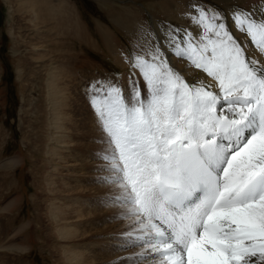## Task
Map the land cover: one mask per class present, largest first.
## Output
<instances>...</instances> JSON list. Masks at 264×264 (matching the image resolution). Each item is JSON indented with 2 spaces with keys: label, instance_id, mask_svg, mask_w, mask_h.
<instances>
[{
  "label": "snow or ice",
  "instance_id": "1",
  "mask_svg": "<svg viewBox=\"0 0 264 264\" xmlns=\"http://www.w3.org/2000/svg\"><path fill=\"white\" fill-rule=\"evenodd\" d=\"M190 7L191 27L134 56L127 90L86 85L108 145L96 182L117 187L101 203L130 221L117 250L141 249L118 264H264V2Z\"/></svg>",
  "mask_w": 264,
  "mask_h": 264
},
{
  "label": "rangeland",
  "instance_id": "2",
  "mask_svg": "<svg viewBox=\"0 0 264 264\" xmlns=\"http://www.w3.org/2000/svg\"><path fill=\"white\" fill-rule=\"evenodd\" d=\"M225 1L0 0V264H78L64 249L112 250L89 263L111 264L141 251L117 250L130 221L112 219L122 209L101 203L117 187L96 182L107 175L97 156L108 145L86 85L111 80L127 90L134 56L150 60L168 25L191 27L190 5H251ZM81 204L101 219L70 244L60 227L75 231ZM59 205L70 218H54Z\"/></svg>",
  "mask_w": 264,
  "mask_h": 264
},
{
  "label": "bare ground",
  "instance_id": "3",
  "mask_svg": "<svg viewBox=\"0 0 264 264\" xmlns=\"http://www.w3.org/2000/svg\"><path fill=\"white\" fill-rule=\"evenodd\" d=\"M225 1V0H224ZM230 1L232 3H234V0H226L225 2L227 3H230ZM240 3L242 2H245L247 4H251V5H254L256 3V0H238ZM262 2H264V0H262ZM231 4V3H230ZM237 35H240L239 33H237ZM163 38V37H161ZM243 39V37H242ZM256 55L257 57H259V52L257 51L256 52ZM169 60L171 62V64H173L180 72L181 74L184 75L185 78H187L188 80H194L198 77L202 78L204 76L203 73H201L199 70L189 66L188 62L186 60H180L179 58L175 57L174 55H172L171 53H169ZM207 82H211V81H207ZM214 83V82H212ZM74 100V99H73ZM72 101V100H71ZM77 101V99H76ZM73 103V102H72ZM75 105V104H74ZM64 111V110H63ZM66 112V111H65ZM94 116V115H93ZM89 117V116H88ZM84 120V119H83ZM86 123V122H85ZM88 125V124H87ZM90 125V124H89ZM97 127V126H95ZM51 139H53L51 137ZM79 179V178H78ZM78 201V200H77ZM91 201V200H90ZM98 203V202H97ZM89 207H91V204L88 205ZM87 206V208H88ZM94 206V205H92ZM95 207V206H94ZM68 208V207H67ZM57 210L59 211L58 214L55 213V209L53 211V214H54V218L56 217H59L60 220H63V219H66L67 218H70L71 216L66 213V209L61 208L60 205L57 207ZM56 210V212H57ZM76 211H78L77 213V217H79L80 219L75 222L76 224V227H75V231L74 229L72 230V227H68L66 228V225L64 227H60L62 229V232H61V236L62 237H65V238H69L70 240V244L72 242H75L77 243V241H75V237H80V235H85V234H92L94 231L91 230V227L90 229L89 228H86L87 227V224L85 222H89L91 223L90 225H94L95 227L99 224V216H100V213H98V211L95 209V208H88V210L84 207H82V204L80 207H77L76 208ZM103 212V211H102ZM108 212V211H107ZM119 214L120 213H117V215L114 214V216L116 217H119ZM102 215V214H101ZM109 215H113V213H110ZM112 217V216H111ZM57 219V218H56ZM78 219V218H77ZM101 219V218H100ZM82 220H84V222H82ZM113 221V220H112ZM122 222V221H121ZM74 224V223H73ZM82 225V226H81ZM108 226V225H107ZM98 227V226H97ZM104 228V227H103ZM102 228V230H103ZM108 231L110 230V227H108ZM126 228V227H125ZM107 229V228H106ZM105 229V231H106ZM117 230V228H115ZM121 229V228H120ZM125 230V229H124ZM104 231V230H103ZM122 231V230H121ZM77 232H80V234H78ZM98 232V231H97ZM101 232V231H100ZM124 232V231H122ZM121 232V233H122ZM119 233V231H118ZM117 233V234H118ZM88 239V238H87ZM79 241V244L82 243V239H78ZM99 241V240H97ZM66 242V241H65ZM115 242V241H114ZM96 243V242H95ZM99 242H97L96 244H98ZM113 243V242H112ZM117 243V242H116ZM92 245V242L91 244L88 246L90 247ZM86 249V247H85ZM93 249V248H92ZM111 249V248H110ZM87 250V249H86ZM94 251V250H93ZM95 253H93L94 255H90L88 254L87 252L85 251H82V250H68V249H64V254H66V258L68 261H72L74 260L75 262H77L78 264H89V263H92L93 261H96L98 259H105V260H110L111 257H114V252L112 250H106V252H96L94 251ZM68 253V254H67ZM87 253V254H86ZM115 260H112V261H108L107 263H111V264H118V261L116 259V261L114 262ZM104 263V262H103Z\"/></svg>",
  "mask_w": 264,
  "mask_h": 264
}]
</instances>
